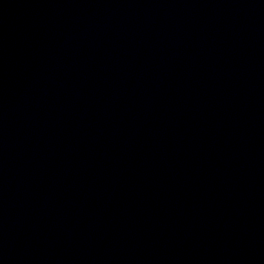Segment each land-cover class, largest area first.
I'll return each mask as SVG.
<instances>
[{"label": "water", "instance_id": "95a60500", "mask_svg": "<svg viewBox=\"0 0 264 264\" xmlns=\"http://www.w3.org/2000/svg\"><path fill=\"white\" fill-rule=\"evenodd\" d=\"M0 264H264V0H0Z\"/></svg>", "mask_w": 264, "mask_h": 264}]
</instances>
